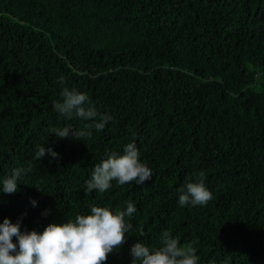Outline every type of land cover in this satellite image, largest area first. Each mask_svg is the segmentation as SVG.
Instances as JSON below:
<instances>
[{
	"label": "trees",
	"instance_id": "trees-1",
	"mask_svg": "<svg viewBox=\"0 0 264 264\" xmlns=\"http://www.w3.org/2000/svg\"><path fill=\"white\" fill-rule=\"evenodd\" d=\"M63 87L112 116L102 131L81 142L49 131L86 123L53 110ZM127 143L152 178L84 192ZM46 145L59 159L35 158ZM16 167L26 172L0 194V222L22 231L135 204L105 264H131V245L159 247L165 230L198 264H264V0H0V177ZM201 170L212 199L180 206Z\"/></svg>",
	"mask_w": 264,
	"mask_h": 264
},
{
	"label": "clouds",
	"instance_id": "clouds-1",
	"mask_svg": "<svg viewBox=\"0 0 264 264\" xmlns=\"http://www.w3.org/2000/svg\"><path fill=\"white\" fill-rule=\"evenodd\" d=\"M63 85V77L59 78ZM53 110L66 121L79 119L86 122L82 129L71 125L49 129L58 139L70 138L82 141L90 138L93 131H102L112 116L101 113L86 93L75 88L63 87L60 99L53 101ZM36 159H59L51 146H40ZM24 168H13L0 177V194L18 192V181L25 174ZM153 176L152 169L140 159L135 143H127L120 152H109L94 166L84 182V192L104 193L116 185H142ZM206 174L199 171L198 179L189 181L177 190L180 206H203L212 199L206 186ZM38 190V189H37ZM33 207L36 200H31ZM137 211L134 203L123 210L91 205L88 214H78L74 219L62 223H50L42 231L21 230V221L11 222L4 218L0 222V264H105L108 255L119 250L126 241V234L133 225L126 220ZM42 215H48L46 210ZM15 238V242H13ZM131 264H198L199 256L192 247H183L178 238L167 230L161 233L159 247L149 246L139 240L129 249Z\"/></svg>",
	"mask_w": 264,
	"mask_h": 264
},
{
	"label": "rangeland",
	"instance_id": "rangeland-1",
	"mask_svg": "<svg viewBox=\"0 0 264 264\" xmlns=\"http://www.w3.org/2000/svg\"><path fill=\"white\" fill-rule=\"evenodd\" d=\"M260 86V81L257 83V87H259Z\"/></svg>",
	"mask_w": 264,
	"mask_h": 264
},
{
	"label": "bare ground",
	"instance_id": "bare-ground-1",
	"mask_svg": "<svg viewBox=\"0 0 264 264\" xmlns=\"http://www.w3.org/2000/svg\"><path fill=\"white\" fill-rule=\"evenodd\" d=\"M18 145V144H17ZM12 146V145H11ZM17 163V162H16ZM8 167V166H7ZM17 168V167H16ZM38 174V173H37Z\"/></svg>",
	"mask_w": 264,
	"mask_h": 264
}]
</instances>
